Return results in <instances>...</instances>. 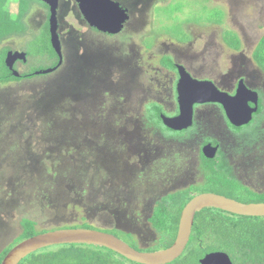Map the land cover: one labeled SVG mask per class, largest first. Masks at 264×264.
<instances>
[{
	"label": "rangeland",
	"instance_id": "obj_1",
	"mask_svg": "<svg viewBox=\"0 0 264 264\" xmlns=\"http://www.w3.org/2000/svg\"><path fill=\"white\" fill-rule=\"evenodd\" d=\"M118 1L128 19L122 30L103 33L89 27L74 0H59L60 65L0 85V252L23 217L49 229L82 222L116 228L139 247L153 246L155 200L203 181L197 154L206 137L219 143L230 175L264 191V113L248 138L219 106L201 104L195 131L183 140L165 136L146 115L152 101L168 117L176 110V70L167 58L228 93L243 77L264 99V69L252 58L264 35V0ZM8 4L15 11L17 0ZM47 17L33 0L25 34L0 47L24 51ZM236 40L238 49L226 43ZM49 63L28 57L16 67Z\"/></svg>",
	"mask_w": 264,
	"mask_h": 264
},
{
	"label": "trees",
	"instance_id": "obj_2",
	"mask_svg": "<svg viewBox=\"0 0 264 264\" xmlns=\"http://www.w3.org/2000/svg\"><path fill=\"white\" fill-rule=\"evenodd\" d=\"M32 1L17 0L15 11H11L8 6L9 0H0V43L8 37L25 34L27 30L25 18L32 7ZM34 1L45 7L49 14L48 7L44 2L40 0ZM48 29L49 23L47 17V20L43 23L39 31L26 41L24 50L26 60L28 57H47L49 60L51 59V63L44 66H30L28 71L25 70L22 72L17 69L15 63L12 68H9L5 63V57L10 47H0V85L21 79H29L35 75V70L55 67L57 65L58 57L51 46L50 32ZM226 43L234 49L239 48L238 40ZM252 58L259 67L264 69V35L254 48ZM165 64L171 69L177 70L171 58H167ZM14 70L18 72L17 75L13 74ZM149 104L151 112L150 115L146 113L147 118L165 136L169 135V137L183 140L190 137L195 131V124L180 131L168 128L163 124L160 117V114H167L164 112L162 105L156 101L149 102ZM263 113L264 99L258 93V108L253 113L250 122L240 127L231 126L236 134H241V131L244 130V133L249 135L248 138L255 137V129ZM170 134H173V136ZM207 142L213 144L217 141L213 138L206 137L202 140L200 147ZM199 158V167L204 176L202 182L165 193L155 200V204L148 217L151 226L159 233V238L153 246L146 248L139 247L133 242L131 233L122 232L116 228L112 230L98 229L113 233L120 238L122 237L119 234H123L129 240L122 239L136 249L142 251L159 250L169 246L173 242L172 240H174L177 232L181 209L190 197L200 192H215L242 202L264 201V191H255L246 185L244 186L228 173L222 154L217 153V156L208 158L199 150ZM20 224L21 231L19 234L1 250L0 263L14 244L32 235L50 230L49 228L38 227L32 217H23ZM64 227H88L97 229V227L88 222ZM54 228L52 227L51 229ZM207 240H215L216 244H211V242L205 244ZM187 241L188 243L183 252L172 261L164 264H200L199 259L205 253L215 250L225 251L231 258L233 264H264V216L238 215L219 208L204 207L195 212L190 237ZM17 264L140 263L131 261L111 249L95 244L60 243L41 247L35 251L32 250L31 253L22 258Z\"/></svg>",
	"mask_w": 264,
	"mask_h": 264
},
{
	"label": "water",
	"instance_id": "obj_3",
	"mask_svg": "<svg viewBox=\"0 0 264 264\" xmlns=\"http://www.w3.org/2000/svg\"><path fill=\"white\" fill-rule=\"evenodd\" d=\"M48 7V23L50 43L58 57L55 67L36 70L34 73H47L60 65L61 45L57 33V9L59 0H40ZM88 22L99 31L116 33L122 30L124 22L128 19L127 9L115 0H74ZM17 59L26 60L24 51H7L5 63L12 68ZM179 79L176 86L178 114L160 117L165 126L173 130L186 129L193 123V105L195 103L216 102L224 111L230 124L240 126L247 124L252 119L253 113L258 108V92L246 86L239 79L233 94L220 90L210 80L193 78L182 66L176 64ZM14 70L13 74L17 75ZM217 145L210 142L202 146V154L208 158L214 157ZM204 207H214L230 213L246 216H264V201L242 202L232 197L215 192H201L186 202L180 212L177 232L173 242L162 249L142 251L126 243L117 235L96 228L88 227H61L54 228L32 235L21 240L5 254L0 264H17L29 253L41 247L60 243H87L106 247L119 253L125 258L140 264H164L178 257L185 249L193 225L196 211ZM200 264H233L229 255L222 250L205 253L200 259Z\"/></svg>",
	"mask_w": 264,
	"mask_h": 264
},
{
	"label": "flooded vegetation",
	"instance_id": "obj_4",
	"mask_svg": "<svg viewBox=\"0 0 264 264\" xmlns=\"http://www.w3.org/2000/svg\"><path fill=\"white\" fill-rule=\"evenodd\" d=\"M125 7V6H124ZM127 8V7H126ZM128 10V9H127ZM80 11V10H79ZM81 13V12H80ZM49 15V14H48ZM82 15V14H81ZM82 17H83V15H82ZM84 18V17H83ZM84 20H85V18H84ZM86 21V20H85ZM87 22V21H86ZM87 24H88V22H87ZM89 25V24H88ZM89 27H91V29H93V30H96V31H98V32H102V31H99L98 29H95V27H92V26H90L89 25ZM124 27V26H123ZM122 27V28H123ZM103 33H106V32H103ZM57 61H58V58H57ZM24 62V61H23ZM175 63V62H174ZM15 64H16V62H15ZM176 64L177 63H175V66H176ZM169 70H171V69H169ZM194 78V77H193ZM178 79H179V74H178V70H176V76H175V79H174V84H173V86H175V88L174 87H172V89H173V91H174V95H175V106H176V110L174 111V114H172V115H170V116H174V115H177L178 114V103H177V91H176V86H177V82H178ZM239 79H242V80H244L243 79V77L242 78H239ZM238 79V80H239ZM237 85V84H236ZM234 91H235V89L230 93V94H233L234 93ZM157 102V101H156ZM159 103V102H158ZM161 104V103H160ZM201 104H214V105H217V106H219L221 109H222V107H221V105L219 104V103H216V102H204V103H195L194 105H193V110L195 111V108L198 106V105H201ZM194 111H192L193 112V116H194ZM224 114V113H223ZM161 115V114H160ZM166 116H168V114H165ZM225 116V115H224ZM226 118V117H225ZM229 123L230 124V122L228 121V119L226 118V123ZM195 124V122H194V119H193V123H192V125H194ZM191 125V126H192ZM232 125V124H231ZM245 125V124H244ZM191 126H189V127H191ZM228 126V125H227ZM234 126V125H233ZM240 126H243V125H240ZM240 126H235V127H240ZM181 130H183V129H181ZM177 131V130H176ZM178 131H180V130H178ZM243 134H245V133H243ZM168 137H169V135H168ZM208 143V142H207ZM211 143V142H210ZM206 144V143H205ZM212 144V143H211ZM204 145V144H203ZM202 145V146H203ZM212 145H217L218 147H217V150H216V153H214L215 155H214V157L215 156H217V153H219V149H220V145H219V143L218 142H216V143H213ZM199 150L202 152V147H200L199 148ZM198 156H199V151H198V154H197ZM200 159V158H199ZM183 189V188H182ZM201 193V192H200Z\"/></svg>",
	"mask_w": 264,
	"mask_h": 264
},
{
	"label": "clouds",
	"instance_id": "obj_5",
	"mask_svg": "<svg viewBox=\"0 0 264 264\" xmlns=\"http://www.w3.org/2000/svg\"><path fill=\"white\" fill-rule=\"evenodd\" d=\"M115 1L119 2L118 0H115ZM119 4H120V3H119ZM120 5H121V4H120ZM121 6H122V5H121ZM122 7H124V6H122ZM125 8H126V7H125ZM126 9H127V8H126ZM10 50H11V49H10ZM13 51H14V50H13ZM56 56H57V54H56ZM17 61H21V62H23V61L20 60V59H17L15 62H17ZM25 61H26V60H25ZM58 66H59V65H58ZM58 66H57V67H58ZM57 67H56V68H57ZM47 68H48V67H47ZM56 68H55V69H56ZM42 69H44V68H42ZM38 70H39V69H38ZM35 71H36V70H35ZM35 74H37V73H35ZM39 74H40V73H39Z\"/></svg>",
	"mask_w": 264,
	"mask_h": 264
}]
</instances>
